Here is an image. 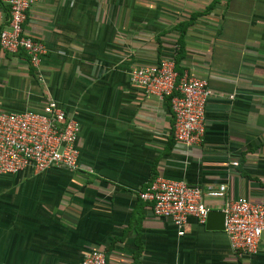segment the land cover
Returning a JSON list of instances; mask_svg holds the SVG:
<instances>
[{
  "label": "crops",
  "instance_id": "1",
  "mask_svg": "<svg viewBox=\"0 0 264 264\" xmlns=\"http://www.w3.org/2000/svg\"><path fill=\"white\" fill-rule=\"evenodd\" d=\"M22 28L47 52L33 67L0 49V110L53 99L79 123L78 158L0 176V264H77L89 249L105 264H264V235L233 252L211 221L179 235L138 198L160 176L264 202V0H37ZM164 57L207 81L199 144L176 142L168 101L129 81Z\"/></svg>",
  "mask_w": 264,
  "mask_h": 264
},
{
  "label": "built area",
  "instance_id": "2",
  "mask_svg": "<svg viewBox=\"0 0 264 264\" xmlns=\"http://www.w3.org/2000/svg\"><path fill=\"white\" fill-rule=\"evenodd\" d=\"M36 1L0 0L8 8L6 24L0 28V49L7 53L24 52L33 67L47 52L41 40L26 35L22 28L27 9ZM129 81L146 95L159 100L168 98L176 142L187 146L201 142L204 108L210 95L204 78L186 72L178 76L172 58L164 57L154 64L131 69ZM79 128L77 120L53 99H47L39 110H0V176L26 167L35 172L55 165L75 169ZM224 189L220 185L216 190L208 186L202 190L181 180L156 176L138 192V198L150 203L151 214L168 219L180 235L189 217L199 223L205 221L210 208L203 202V195L222 197V231L229 248L253 254L264 235V202L244 196L226 197ZM77 264H105V257L100 250L89 249Z\"/></svg>",
  "mask_w": 264,
  "mask_h": 264
},
{
  "label": "water",
  "instance_id": "3",
  "mask_svg": "<svg viewBox=\"0 0 264 264\" xmlns=\"http://www.w3.org/2000/svg\"><path fill=\"white\" fill-rule=\"evenodd\" d=\"M214 223V226L217 229H223L222 223H223V213L220 210H208L205 216V224Z\"/></svg>",
  "mask_w": 264,
  "mask_h": 264
},
{
  "label": "trees",
  "instance_id": "4",
  "mask_svg": "<svg viewBox=\"0 0 264 264\" xmlns=\"http://www.w3.org/2000/svg\"><path fill=\"white\" fill-rule=\"evenodd\" d=\"M168 101V98H165Z\"/></svg>",
  "mask_w": 264,
  "mask_h": 264
}]
</instances>
